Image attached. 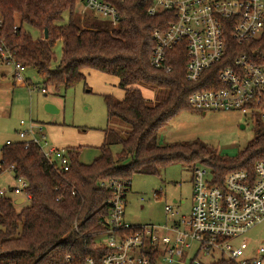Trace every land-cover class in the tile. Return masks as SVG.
<instances>
[{
  "label": "trees",
  "instance_id": "trees-1",
  "mask_svg": "<svg viewBox=\"0 0 264 264\" xmlns=\"http://www.w3.org/2000/svg\"><path fill=\"white\" fill-rule=\"evenodd\" d=\"M114 3L120 11L116 29L101 26L90 17L77 19L76 0H0L1 36L24 68H34L44 86L55 92L86 83V69L118 78L125 95L122 100L104 96L107 116L128 126L126 132L110 127L102 130L100 155L89 164L80 160L81 146L65 148L70 160L67 171L51 165L35 143L26 147L25 142L15 141L2 147L0 174L14 167L15 178L27 181L25 191L31 199L19 209L12 198L0 197V264H87L88 259L102 264L111 250L102 243L110 232L107 202L111 192L100 187L104 180L123 179L130 186L134 175L159 176L171 165L202 163L210 167L213 182L222 184L230 172H251L257 161H264L261 124L256 136L233 159L200 142L160 143L159 135L167 123L180 112L192 110L189 96L218 87V72L233 57L206 70L200 81L189 82L188 57L181 44L168 53L172 71L156 69L150 65L153 33L167 30L176 20L175 13L150 16L152 0ZM58 42L62 43V58L53 66ZM142 88L167 90L168 96L150 105ZM117 145L122 150L114 155L111 148ZM210 264L236 263L221 257Z\"/></svg>",
  "mask_w": 264,
  "mask_h": 264
},
{
  "label": "built area",
  "instance_id": "built-area-1",
  "mask_svg": "<svg viewBox=\"0 0 264 264\" xmlns=\"http://www.w3.org/2000/svg\"><path fill=\"white\" fill-rule=\"evenodd\" d=\"M114 1L82 0L83 12H97L116 29L120 11ZM164 11L174 12L176 20L167 30L153 33L155 47L150 65L171 72L168 53L182 44L188 57L186 80L198 82L206 70L220 65L230 55L231 63L218 72V87L193 92L188 98L190 108L203 113L239 112L247 121L264 120V0H152L150 16ZM2 24L0 19V68H11L10 76L16 84L25 85L24 67L2 38ZM17 28L14 26V31ZM232 48L235 50L229 52ZM36 133L31 127L18 135L26 147L37 144L51 165L69 170L65 149H44ZM41 138L45 139V135ZM13 168L6 171L12 172ZM15 180L11 190L30 201L31 195L25 191L27 181L20 177ZM191 182L192 208L188 217L177 212L178 218L173 217L165 225L134 226L125 219L129 182L102 181L100 187L111 192L107 202L110 232L102 241L111 250L102 264H203L199 257L214 253L236 264H264L263 246L234 243L237 237L264 221V161H257L251 172H230L222 184L214 183L213 174L206 168L194 167ZM158 194L155 198L161 195ZM0 197H6L4 190H0ZM165 211L173 210L166 206ZM87 264L95 262L88 259Z\"/></svg>",
  "mask_w": 264,
  "mask_h": 264
},
{
  "label": "rangeland",
  "instance_id": "rangeland-1",
  "mask_svg": "<svg viewBox=\"0 0 264 264\" xmlns=\"http://www.w3.org/2000/svg\"><path fill=\"white\" fill-rule=\"evenodd\" d=\"M83 10L82 0H76L77 19L90 17L101 26L112 27L108 18L92 10L85 12ZM67 15L68 13H65V17ZM32 32L37 36L36 31ZM54 51L56 60L53 66H56L62 58L61 42L57 43ZM3 70L9 75L4 79L0 77V148L7 140L12 142L20 140L18 130L21 128V120H24L26 122L24 129L29 130L33 127L37 132L35 136L41 139L44 149L51 147L63 149L66 144H75L82 147L81 162L89 164L100 155L98 147L102 143V130L107 127L122 132L128 130V126L120 120L108 119L104 96L115 95L120 92V88L113 82L105 81L103 76H98L103 75L102 73L91 74L86 83H78L74 88L55 92L53 87L44 86L43 79L32 67L24 68L22 71L27 86L16 85L15 79L10 76L11 68H0V75ZM43 89L46 91L43 92ZM148 92L151 93L148 94L150 105H155L168 96L167 90L148 89ZM49 104L58 112H48L46 105ZM260 124L264 129V120L247 121L239 112L203 113L188 109L167 123L159 135V140L164 145L200 142L209 150L216 151L218 155L233 159L237 158L256 136ZM40 125L44 127L43 133L37 129ZM31 133L30 130L29 138L33 136ZM42 134L45 135V139L41 138ZM111 149L116 155L122 147L117 145ZM196 167L206 168L211 173L210 167L206 164L199 163ZM193 169L194 167L171 165L159 176L134 175L127 196L126 221L134 226L165 225L173 217L178 218L177 212L188 217L192 208ZM14 185L16 180L11 171L0 174V190H4L5 196L11 197L15 202L23 195L14 194L11 190ZM156 193L161 195L155 198ZM29 204L30 201L25 199L23 204L16 206L20 209ZM166 206H170L173 211L166 213ZM241 242L248 243L250 247H264V221L234 240L235 244ZM220 258L219 253H214L200 256L199 260L203 264H210Z\"/></svg>",
  "mask_w": 264,
  "mask_h": 264
},
{
  "label": "crops",
  "instance_id": "crops-1",
  "mask_svg": "<svg viewBox=\"0 0 264 264\" xmlns=\"http://www.w3.org/2000/svg\"><path fill=\"white\" fill-rule=\"evenodd\" d=\"M2 69H4V68H2ZM89 71V72H88ZM4 73H5V71L3 70L2 71V73H1V75H0V77H2V79H4L6 76H4ZM84 73H85V75H86V79L87 78H90V75L92 74V75H94V74H96V73H101V72H98V71H95V70H90V69H86V70H84ZM103 75H98V76H103V78H104V80L105 81H110V82H113V83H115V85L116 86H118V84H119V79L118 78H116V77H114V76H110V75H107V74H104V73H102ZM112 78H114V79H112ZM25 79V78H24ZM25 85L24 84H21V85H19V86H27L28 85V83H27V80H25ZM17 85V84H16ZM119 87V86H118ZM142 92H143V95H144V97L146 98V99H148V94L150 95L151 93L150 92H148V89H145V88H142ZM148 92V93H147ZM146 93V94H145ZM112 94V93H111ZM113 96H115L116 97V99L117 100H122L123 98H124V95H125V92L123 91V90H121L120 89V92H117L115 95L114 94H112ZM20 126H21V128L18 130V132L19 131H21V130H25L24 128L26 127V123H25V125H21V123H20ZM38 128L37 129H39V131H40V129H44V127L43 126H37ZM38 131V130H37ZM41 133H43V130L41 131ZM44 135V134H43ZM7 141H9V140H7ZM7 141L5 142V144L4 145H6V143H7ZM18 141H20V140H18ZM102 141H103V134H102ZM3 147V146H2ZM67 147H76V145L75 144H66L65 145V147L63 148V149H65V148H67ZM1 149L2 148H0V152H1ZM14 175V174H13ZM14 178H15V176H14ZM12 189V188H11ZM11 198V197H10ZM17 199H20V198H17ZM167 223H168V221H167ZM166 223V224H167Z\"/></svg>",
  "mask_w": 264,
  "mask_h": 264
},
{
  "label": "water",
  "instance_id": "water-1",
  "mask_svg": "<svg viewBox=\"0 0 264 264\" xmlns=\"http://www.w3.org/2000/svg\"><path fill=\"white\" fill-rule=\"evenodd\" d=\"M46 110L48 112H50V113H57L58 112V110L55 109V107L52 106V105H50V104L49 105H46ZM23 203H24V199L23 198L17 199L15 201V204H18V205L23 204Z\"/></svg>",
  "mask_w": 264,
  "mask_h": 264
}]
</instances>
